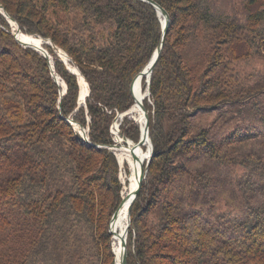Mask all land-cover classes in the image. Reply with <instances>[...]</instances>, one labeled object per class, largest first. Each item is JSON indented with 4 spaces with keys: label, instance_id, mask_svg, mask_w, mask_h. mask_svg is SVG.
I'll return each mask as SVG.
<instances>
[{
    "label": "trees",
    "instance_id": "1",
    "mask_svg": "<svg viewBox=\"0 0 264 264\" xmlns=\"http://www.w3.org/2000/svg\"><path fill=\"white\" fill-rule=\"evenodd\" d=\"M153 1L169 19L142 99L153 151L131 204L126 264H264V67L242 77L234 66L264 57V0L232 12L213 0ZM0 5L18 39L51 40L43 45L66 85L61 93L48 58L19 44L0 13V264H113L108 219L122 185L109 127L161 42L158 13L145 0ZM135 114L140 130L125 116L120 125L137 141L140 104ZM69 118L88 125L87 140ZM127 224L126 212L123 235Z\"/></svg>",
    "mask_w": 264,
    "mask_h": 264
},
{
    "label": "rangeland",
    "instance_id": "2",
    "mask_svg": "<svg viewBox=\"0 0 264 264\" xmlns=\"http://www.w3.org/2000/svg\"><path fill=\"white\" fill-rule=\"evenodd\" d=\"M213 1H216V3H221V4H223V3H225V4H228V8H229V11H234L235 9H236V6L237 7H239V5H241V1H243V0H213ZM231 11V12H232ZM9 20V19H8ZM11 21L12 20H9V25H10V27H11V29H12V26H11ZM12 22H14L16 25H17V23L13 20ZM17 27H18V25H17ZM20 29V28H19ZM27 34H30V33H27ZM33 35H35V34H33ZM35 36H37V35H35ZM40 37V36H39ZM31 40H33V41H35L33 38H30ZM36 42V41H35ZM20 44V43H19ZM44 43H42L41 44V46L42 47H44V45H43ZM50 45H52V44H50ZM23 46V45H22ZM52 46H55L54 44L52 45ZM44 49H46L45 47H44ZM55 50H57L56 48H55ZM58 51V50H57ZM48 52V51H47ZM40 53V52H39ZM57 54L59 55V53L57 52ZM48 55H49V57H50V59H51V61H52V57H51V55L48 53ZM44 56V55H43ZM59 57H60V59H62L63 60V58L61 57V55H59ZM52 64H53V61H52ZM66 65V64H65ZM71 65V64H70ZM70 65H68L69 67H70ZM234 66H235V69L236 70H238V71H240V73L242 74V77H244V75L249 71V70H251V69H261V68H263L264 67V57L263 56H260V55H254V54H251L250 56H248L247 58H243L241 61H238L236 64H234ZM57 75V74H56ZM58 76V75H57ZM59 77V76H58ZM80 78V77H79ZM84 79V78H83ZM59 81H60V83H58V84H60L61 85V87H62V89H61V91L63 90V83H62V79L59 77ZM85 82H86V85H87V87H88V84H87V81L85 80ZM62 83V84H61ZM140 86H141V89H142V91L144 92L145 91V89L146 88H143V83H142V80H140ZM79 87H81L80 86V79H79ZM60 91V92H61ZM79 91H80V88H79ZM88 93V92H87ZM87 93H86V96H87ZM79 95V94H78ZM146 97H148V95H146ZM144 100V99H143ZM85 104V101H83V103H82V105H84ZM133 105V104H132ZM131 105V106H132ZM139 105V104H138ZM130 106V107H131ZM130 107L127 109V111L130 109ZM138 107V106H137ZM126 111V110H125ZM124 112V111H123ZM136 109L134 110V111H132V112H130L129 113V115L128 114H126V115H123L122 114V112H117L116 113V115L114 116V118H113V120H112V123L110 124V127H109V131H110V134L112 135V138H114V141H115V143H117L116 145H119V144H121V146L123 145L122 143H120L119 141H116V135L113 133V125H115V122L117 123V127H116V129L118 130V133H120V134H122V135H124V133H122V125H120L121 124V122H122V119H123V117L125 116V117H127L128 119H130V120H132L136 125H137V127H138V130H139V128H140V126H139V123H137V121L135 120V118H137L136 117ZM120 115H123V116H120ZM118 116V117H117ZM115 117H117V120H115ZM138 119V121H140V118H137ZM69 121L72 123V126L74 127V130L79 134H87L88 135V125H86V126H82L81 124H79L78 122H76V121H74V120H72L71 118H69ZM124 136H126V135H124ZM125 138H127V139H129L130 141H132L133 142V144H134V140L133 139H131L130 137H128V136H126ZM151 140V139H150ZM111 145V144H110ZM113 145V144H112ZM135 145V144H134ZM136 147H138L139 148V150H140V157H139V159H138V161H137V166H136V169H137V176L140 174V169H141V166L139 167V162H140V160H142L143 158H146L147 157V150H148V144H146V146H141V145H139V146H137V145H135ZM110 147H113V146H110ZM123 148V147H122ZM110 149V148H109ZM124 149V148H123ZM113 153H114V155H115V157H116V159H117V157H118V159H117V162H118V160L120 161V162H118V164H119V170H118V177H119V180H120V182H121V197H122V199L121 200H123V196H124V192L126 191V189L125 188H127V186L128 185H130L129 184V182H128V174H130V172H131V159H130V153H129V150L128 151H126V154H127V161H123V159H124V155L122 154V153H120V152H118L116 149H115V147L114 148H112V149H110ZM145 163H146V159H145V161L142 163L144 166H145ZM237 169V171L236 172H238L239 174L241 173V172H243L244 171V168H241L240 166H238V165H235V170ZM145 177V176H144ZM144 179V178H143ZM137 184V183H136ZM136 186V185H135ZM122 204V201H121V203H120V205ZM118 207V206H117ZM120 207V206H119ZM119 209V208H118ZM118 211V210H117ZM126 212H127V207H126V209H124V212L121 214V216L119 217V219H118V222L116 223V225H115V229L117 230V231H119V232H123V228H124V219L126 220ZM114 213V212H113ZM113 213H112V215H113ZM117 214V213H116ZM115 214V215H116ZM112 215L110 216V218L108 219V231H109V226H110V229H111V232H110V235H111V249H112V252H113V254H114V258H113V264H115V262H116V253H115V235H114V233H113V231H112V228H111V223H112V220H113V218L115 217H113L112 218ZM111 218H112V220H111ZM122 218H124V219H122ZM128 229H129V227H128ZM127 236H128V231H127V235H126V243H127ZM114 247V248H113Z\"/></svg>",
    "mask_w": 264,
    "mask_h": 264
},
{
    "label": "water",
    "instance_id": "3",
    "mask_svg": "<svg viewBox=\"0 0 264 264\" xmlns=\"http://www.w3.org/2000/svg\"><path fill=\"white\" fill-rule=\"evenodd\" d=\"M145 1L151 3V4L155 7V9H156V11H157V13H158V16H159L160 13L163 14V19H161L160 16H159L160 21H161V26H162V35H161V42H160V43L158 44V46L156 47V49H155V51L153 52L152 56L150 57L149 61H148L147 64L144 66V68H143V69H142V70H141V71H140V72L134 77V79H133L132 82H131V85H130V91H131V93H132V95H133L134 102L136 101V96H135L134 91H133V84H134L135 79H136L138 76H141V78H142L143 76L146 77L147 87H146L145 91L143 92V99L146 97V95H149L150 74H151L152 69H153V67H154V64H155V62H156V60H157V58H158V55H159V52H160V49H161V46H162V39H163L164 34H165L166 30H167L168 19H169V16H168L167 12H166L162 7H160L156 2H154L153 0H145ZM0 13H2V14L5 16V18L7 19L8 22H9V20H12V21H13V19L7 14V12L3 9V7H2L1 5H0ZM8 19H9V20H8ZM9 23H10V22H9ZM18 28H19V27H18ZM10 32L14 35L16 41L19 42L21 45H23V46H25V47H31V48L35 49L36 51L40 52L42 55H44L45 57L48 58V62H49V65H50V68H51V71H52V76L54 77V79H55V81H56L57 83H60V81H59V77H58L56 74H54V71H53V64H52V61H51V59H50V57H49V55H48L47 50L44 49V47H42V46H35V45H33V44L29 43V42L21 41L20 39H18V37L16 36V34L13 32L12 29L10 30ZM41 42H42V43H47V44H52V42H51L50 39H44V38H42V41H41ZM57 50H58L57 52L59 53V55L63 54V55L66 57V60H64V59H63V60L61 59V60L66 64L67 68H68L71 72L75 73V74L78 76V81H79V77H80V76L83 77V76L79 73L78 68H77L76 66H74V65H73L72 67H69L68 65H70V59H69V57L67 56V54H66L63 50H61L60 48H57ZM62 83H63V90L61 91V93H63V92L65 91V89H66V85H65V83H64L63 81H62ZM62 83H61V84H62ZM87 94H88V93H87ZM85 96H86V95H85ZM85 96H83L82 98H80L79 95H78V105H80V104L83 103V101L85 100ZM139 104H140V107H141V109H142V111H143V113H144V117H145V121H144V133H143V135H141V133H140L138 140L135 141L134 144H135V145H138V146H139V145H144V143L147 141L148 144H149V150H150V151H149L148 156L146 157V163H145V166H144L143 164L141 165V174H140V177L138 178V182H137L136 188H135V190L133 191V194H132V196H131V198H130V201H129V204H128V209H127V213H128V224L126 225L125 230H124V235L122 236V245H123V246H122L121 264H126V256H127V254H126V235H127L128 227H129V224H130V211H131V204H132V202L134 201V199H135V197H136V195H137V193H138V190H139V187H140L141 181L143 180V178H144V176H145V173H146V167H147V165H148V162H149V160H150V157H151V155H152V151H153L152 142H151V140H150L149 133H148V114H147L146 109L144 108L143 100H142V101L139 100ZM126 112H127V110L124 111V112H122V114H123V115H126V114H127ZM123 115H120V116H123ZM117 117H118V116H117ZM117 117H115V119H116ZM83 135L85 136L86 134H83ZM123 136H124V135H123ZM124 137H126V136H124ZM116 144H117V143H113V145L111 144V145H108V146H106V147L112 149V148H114V147H117ZM110 146H113V147H110ZM133 150H134V149L132 148V151H133ZM134 157H135V156H134ZM117 159H118V157H117ZM118 162H119V160H118ZM121 201H122V200H121ZM121 201H120V203H121ZM120 203L118 204V207H117L116 210L114 211V213H113V215H112V218H113V217L115 216V214L117 213V210H118V208H119V206H120ZM112 218H111V220H112ZM109 231L111 232L110 226H109ZM113 252H114V251H113Z\"/></svg>",
    "mask_w": 264,
    "mask_h": 264
},
{
    "label": "bare ground",
    "instance_id": "4",
    "mask_svg": "<svg viewBox=\"0 0 264 264\" xmlns=\"http://www.w3.org/2000/svg\"><path fill=\"white\" fill-rule=\"evenodd\" d=\"M159 16L161 19H163L162 13H160ZM64 60H66V59H64ZM137 78H138V90H137L136 101L133 103V105L130 107V109L126 112L128 115L130 112L134 111L137 108V106L139 104V100L142 101V99H143V91H142L141 86H140L141 76H138ZM116 127H117V123L115 122V125H113V133L116 135V141H119L120 143L123 144L122 147L124 148V150H126V151L129 150L130 159H131V172H130V174H128V182L130 185H128L127 188H125L126 191L124 192L122 204L120 205V207L117 211V214L115 215V217L113 218L112 223H111V228H112V231L115 235V246H114L115 247V253H116L115 264H121V255H122V246H123L122 245L123 232L121 233V232L117 231L114 227H115L116 223L118 222V219L121 216L122 211L124 209H126V207L128 208L130 198L133 194V191L136 188L135 185L138 182V178L140 177V174L137 176V169H136L137 161L140 157V150L138 147H136L133 144L132 141L125 138L122 134L118 133V130L116 129ZM132 148L134 149L133 151H132Z\"/></svg>",
    "mask_w": 264,
    "mask_h": 264
},
{
    "label": "built area",
    "instance_id": "5",
    "mask_svg": "<svg viewBox=\"0 0 264 264\" xmlns=\"http://www.w3.org/2000/svg\"><path fill=\"white\" fill-rule=\"evenodd\" d=\"M115 120H117V119H115ZM80 136L82 137V139H84V140H87L88 139V136H87V134L84 136L83 134H80Z\"/></svg>",
    "mask_w": 264,
    "mask_h": 264
}]
</instances>
